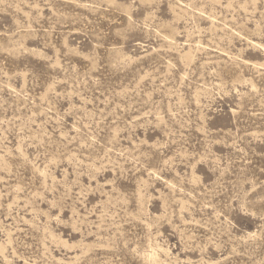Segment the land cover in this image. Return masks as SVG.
Here are the masks:
<instances>
[{
    "label": "rangeland",
    "instance_id": "rangeland-1",
    "mask_svg": "<svg viewBox=\"0 0 264 264\" xmlns=\"http://www.w3.org/2000/svg\"><path fill=\"white\" fill-rule=\"evenodd\" d=\"M0 264H264V0H0Z\"/></svg>",
    "mask_w": 264,
    "mask_h": 264
}]
</instances>
